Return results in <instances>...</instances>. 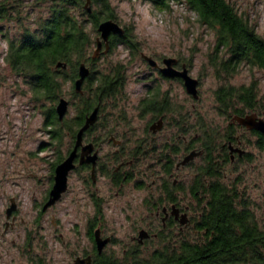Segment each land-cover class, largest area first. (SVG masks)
Instances as JSON below:
<instances>
[{"label": "rangeland", "instance_id": "374dc122", "mask_svg": "<svg viewBox=\"0 0 264 264\" xmlns=\"http://www.w3.org/2000/svg\"><path fill=\"white\" fill-rule=\"evenodd\" d=\"M108 1L116 21L132 31L139 49L131 50L119 43L107 54L102 53L95 64L98 71H108L118 63L127 67L125 96L119 101L125 111L119 113L111 103L100 112L99 120L107 118V124L106 127L99 126V132L113 128L117 131L115 134H119L116 139L121 140L118 144L108 138L103 142L100 155L106 164L112 161L111 156L118 147L122 145L124 154H132L131 150L146 136L145 128L151 116L140 115L138 105L148 93L147 90L159 86L162 92L170 94L179 109L177 112L182 111L192 124L188 138H200L205 134L206 130L202 127L205 125L207 133L212 132L219 145L225 141L229 120L220 114L217 107L214 92L218 86L223 82L242 84L256 80L264 96V70L241 66L230 79L216 76L211 61L215 31L200 24L196 13L185 3L171 1L169 8L160 9L149 0ZM229 1L255 25L264 38V0ZM49 5L50 2L45 0H20L19 15L14 12L13 18L0 19V177L10 183L17 198L20 233L19 238L16 234H9L5 238L7 242L4 248H0V264H75L74 259L78 255L91 250L92 242L87 231L90 220L95 216L91 196L94 191L103 200L99 227L104 236L114 238L106 250L117 256L122 257L126 250H132L133 237L138 235L141 228H151L152 232H157L162 225V216H156L155 208L151 205V200L158 197V185L153 183L157 178L155 159L151 162L150 158H144V164L136 165L134 178L122 186L115 185L102 174L96 177L95 186L89 185L86 178L90 172L75 169L69 175L68 191L54 207L42 214L41 206L52 180L54 163L60 155H66L67 148L72 144L71 136L69 133L64 135L60 146L52 139L51 128L45 125V112L53 102L38 100L31 85L12 71L4 57L9 39L19 38L26 27L35 29L39 21L48 15ZM93 7L101 9V5L94 4ZM86 27L93 39L87 54L92 56L99 32L93 30L90 20L86 21ZM142 52L159 60L160 64L165 57H175L181 64H186L191 75L200 81L199 98L194 99L182 81L160 78L158 72L142 57ZM72 90V82H65L62 96L70 100L66 114L68 120L76 114ZM57 103L58 100L54 105ZM167 117L170 123L156 137L158 144L165 137L172 139L177 135L178 128L171 121L172 116ZM244 134L247 137L243 147L251 154V160L237 159L225 165L223 179L229 184L238 183L239 189L248 197L247 203H250L258 221L264 226V149L257 146V136L248 132ZM179 141L182 146L183 140ZM129 159L130 156L124 160ZM202 162L201 157H196L191 166L179 170L178 178L185 186L179 199L183 206L190 207V218L197 214L199 207L187 183L194 173L196 175V168ZM145 163L153 166L144 172ZM193 225L190 222L183 229L174 227L163 232L166 236L173 234L175 238L177 235L193 238L196 235ZM179 230L180 233H173ZM161 243L160 236L152 237L140 246V255L148 257Z\"/></svg>", "mask_w": 264, "mask_h": 264}, {"label": "trees", "instance_id": "16d2710c", "mask_svg": "<svg viewBox=\"0 0 264 264\" xmlns=\"http://www.w3.org/2000/svg\"><path fill=\"white\" fill-rule=\"evenodd\" d=\"M45 1L50 2L48 15L39 21L35 29L26 27L19 38L9 39L4 59L14 73L31 85L38 100L53 102L45 112V125L51 128L52 139L60 146L65 130L74 142L87 115L96 106L102 112L112 103L119 113L125 111L119 101L125 96L127 67L118 63L108 71H98L95 67L98 58L87 54L93 39L86 21L90 20L93 30L98 32L100 22L116 20L108 0H94V4L101 5V9L93 7L90 13L84 8V0ZM149 1L160 9L169 8L171 1L185 3L196 13L200 24L215 31L211 61L217 77L230 79L241 66L264 70V38L229 0ZM20 11V0L0 1V19L13 18V13L19 15ZM125 29L124 35H113V45L123 43L137 51L139 46L132 31ZM59 62L66 67L58 66ZM83 62L89 65L91 72L83 83V92L79 93L74 83ZM67 81L72 82L76 114L70 120L66 115L60 120L54 103L63 97V85ZM214 93L220 114L228 120L252 113L264 117V96L256 80L242 84L223 82ZM138 109L155 115L179 111L169 98L162 101L148 98L139 103ZM179 114L184 115L182 111ZM202 127L206 131L196 139V146L203 152L200 156L203 162L196 168L190 185L199 207L197 214L191 218L196 235L193 238L177 235L175 238L173 234L166 236L162 232V243L148 257L132 250L127 262L108 255V259L99 264H264V226L247 203L248 197L239 189L238 183L229 184L223 179L224 166L231 163L226 141H235L237 129L228 124L225 141L219 145L212 132L207 133V127ZM250 133L258 137L257 146L264 149V134L256 129H251ZM63 159V154L58 157L53 173ZM245 159L251 160V154H245V158L240 160ZM178 187L180 190L185 188L182 183ZM96 202L101 207V201Z\"/></svg>", "mask_w": 264, "mask_h": 264}, {"label": "flooded vegetation", "instance_id": "af4514ba", "mask_svg": "<svg viewBox=\"0 0 264 264\" xmlns=\"http://www.w3.org/2000/svg\"><path fill=\"white\" fill-rule=\"evenodd\" d=\"M86 3V0H84V5ZM91 6L93 9L94 6V0H91ZM99 32V31H98ZM100 35V32H99ZM98 35V36H99ZM113 35L110 36V49L114 47L113 45ZM97 36V37H98ZM120 36V35H119ZM96 46H97V38H96ZM106 48L105 43H103V46L101 48L100 55L107 54V52H104ZM143 53V52H142ZM142 55V54H141ZM143 57V56H142ZM98 58V57H97ZM145 59V58H144ZM155 59V58H154ZM163 59L160 61L156 60L158 62V66L154 67L147 63L155 69L156 72H158L159 77L168 80V79H176L180 80L184 84V80L179 77H170L166 76L163 74L161 71V68L164 67V62ZM88 65V64H87ZM186 66V64L180 62V60L177 58V62L174 64L175 68L181 70L183 69V66ZM89 66V65H88ZM187 67V66H186ZM188 68V67H187ZM189 69V68H188ZM190 73V71H189ZM191 74V73H190ZM185 85V84H184ZM147 94L143 96L140 100L145 101L148 98H156L159 101H162L164 98H169V100L175 105L176 102H174L170 94L166 92H162L161 88L157 86V88L152 89V90H147ZM193 97V95H191ZM194 98V97H193ZM195 99V98H194ZM70 101V100H69ZM139 102V103H140ZM70 106V104H69ZM176 106V105H175ZM177 108V106H176ZM149 114L151 116L149 123L147 124L145 128V137L141 139L138 144L133 148L132 154L129 151V155L124 154V146L118 147L114 153L112 154V161H108L106 164L102 160V156L100 155L102 144L104 141H107L108 139H111L113 143H120L121 140L116 139V137L119 134H115L117 131L113 128H107L104 130V133L99 132V126H105L106 127V122L105 120L101 121L99 120L100 117V111H99V116L97 121L92 124L91 126L95 125L94 127H89L86 129L83 133V138H82V144L78 147L77 150V157L75 159L76 167L71 170L74 171L75 169H84L89 171V176L86 178L87 183L90 185L95 186L97 182V176L99 174H102L106 177H108L112 183H114L117 186H122L127 182H130L133 176L135 175V170L137 167L136 165L144 164L143 160L149 159L152 162V159H155L156 163V179L153 181L158 188V197L155 199H152L151 202L153 205L152 207L155 208V215H161V227L157 230V232H152L151 228H141L139 230V233L137 236L133 237V243L134 247L132 250L138 252L140 254L139 248L144 242L147 240H150L152 237H161L162 232L164 229H171L173 230L174 227H178V229H183L184 227L188 226V224L191 221V218L189 216L188 210L190 207L188 205L183 206L180 203L179 199V194L185 190H180L178 187L179 183H182L184 185V182H182L179 178V170H181L183 167H189L192 165L194 159L196 157H200L202 155V150L196 146V138L195 136L188 138V134L192 130V124L190 123V120L187 119L184 115H180L177 111L174 112H167V113H162L159 115H155L153 113H142L140 112V115L143 117ZM168 115H171V121L177 126L178 132L176 136H173L171 138H166L163 140V142L158 144V141H156V137L158 136L159 132H161L166 125H168L170 122L168 121ZM247 115V114H246ZM244 115V116H246ZM235 116L232 117V119L229 120L228 124L233 125L237 129V134H235L236 138L234 140H227L226 142L229 144V155H230V162L234 163L237 159L245 158V154L249 153L244 147L243 144L246 142L247 137L244 133L248 132L250 133L249 128H247L245 125L240 124L235 118ZM161 121V127L158 129H153L152 126ZM184 121V122H183ZM121 123V120H119V124ZM99 132V133H98ZM180 132L182 135H180ZM69 133L67 130L64 131V134L66 135ZM255 135V134H254ZM256 136V135H255ZM77 135L74 139V142H72L71 139V147L67 148L66 155L64 156V159L67 158L70 154V152L74 149L75 142H76ZM108 138V139H107ZM150 138V140H149ZM107 139V140H106ZM179 139L183 140V144L179 143ZM258 139V137H257ZM154 141V142H152ZM147 142V145H146ZM149 142V143H148ZM257 142V140H256ZM87 144H92L93 145V150L91 152L92 154H97V159L95 162V165H93L92 162H81L80 159L82 157V150L83 147ZM226 144V143H225ZM122 148V150L120 149ZM234 149H240L243 150V153H240L239 150H234ZM198 150L201 151V154L197 155L187 163H182L184 158L192 151ZM128 156V157H127ZM130 156L129 160H124L128 159ZM87 157V156H85ZM110 157V158H111ZM63 159V160H64ZM62 160V161H63ZM114 162L111 163V162ZM60 163V162H59ZM111 163V165H110ZM118 164V165H116ZM58 165V164H57ZM133 165L134 167L130 166ZM146 168L143 169V171H148V169H151L153 166L152 164L149 165L145 163ZM171 166V167H170ZM56 168V167H55ZM140 172V170H138ZM70 172V173H71ZM69 173V175H70ZM138 173V172H137ZM54 176H55V171L52 174L51 178V183L50 186L47 190V193L43 199L42 206L48 201L50 197V191L53 187L54 184ZM195 178V173L192 175V177L189 179L187 183V188L190 191V185L193 182ZM9 182L5 180L4 178L0 177V248H4V244L7 242L5 239L9 234L13 235L16 234V237L19 238L20 233L18 232V227H19V204L17 201V198L9 186ZM185 187V186H184ZM69 189V178H68V188L67 190L63 193V195L68 191ZM191 192V191H190ZM62 195V197H63ZM92 200L94 202V207H95V216L90 220L89 227H88V237L90 238L92 245H91V250L87 251L83 255H78L74 259L75 264H99L101 261L108 259V255H113L115 259H118L122 262L126 261L127 262V256L130 254L132 250H126L123 254L122 257L117 256L114 254V252H110L109 250H106V247L108 244L114 241V238L112 236H104L102 229L99 227V215L103 214V200L102 198L94 191L91 194ZM61 197V199H62ZM61 199H59L57 202H59ZM96 200L99 202L101 201V207H99L98 204H96ZM54 203L53 205L49 206L46 210L41 209L42 214L44 212H47V210L51 209L54 207V205L57 204ZM96 202V203H95ZM177 211V212H176ZM183 213L187 214L188 221L185 224H182L180 222L181 215ZM145 230L146 235L145 237H141V231ZM174 234L180 233V230L176 233L173 231ZM97 236H99L101 239L107 241L103 244L102 248L99 247V242L97 240ZM162 239V237H161ZM12 242L14 243L15 240L12 239ZM141 257V256H139Z\"/></svg>", "mask_w": 264, "mask_h": 264}, {"label": "water", "instance_id": "95a60500", "mask_svg": "<svg viewBox=\"0 0 264 264\" xmlns=\"http://www.w3.org/2000/svg\"><path fill=\"white\" fill-rule=\"evenodd\" d=\"M84 8L90 13L92 12V6H91V0H86V3L84 5ZM98 31L100 32V35L97 37V46L94 50V53L92 57L95 59L100 56L101 48L103 46V43H105L106 48L104 52H107L110 49V36L112 34L117 35H124L126 29L120 25L116 20L114 19H105L102 22L99 23ZM143 58H145L150 65L157 67L158 62L152 57L145 53H142ZM164 67L161 68V71L164 75L175 77L179 76L184 80V84L186 87V90L188 93L193 95L195 98H199V79L196 77H193L189 73V69L184 65L183 69L179 70L175 68L174 64L177 62V58L175 57H165L163 59ZM58 66L66 67V64H63L62 62L58 63ZM91 69L90 67L85 63H81L79 66V77L75 80V90L79 93H82V86L86 78L90 75ZM70 101L69 99L65 97H61L56 105V111L58 113L59 119L63 120L65 115L67 114V110L69 107ZM99 116V106H96L93 111L87 115L85 123L83 126L79 129L77 133V138L75 142L74 149L70 152L69 156L65 158L62 162H60L56 168H55V176H54V184L50 191V197L48 201L43 205V210H46L49 206L56 203L59 199H61L63 193L68 188V178L69 173L72 169L76 167L75 159L77 157V150L78 147L82 144V138L83 133L86 129H88L92 124H94ZM240 124L245 125L249 129H256L260 131L262 134H264V117L259 116L256 113L247 114L246 116H235L234 117ZM161 127V121L155 123L152 128L158 129ZM93 150L92 144H87L83 147L82 150V157L80 159L81 162H92L93 165H95L97 154H92L91 152ZM239 150L240 153H243V150L240 149H234ZM201 154V151L194 150L190 152L182 161V163H187L197 155ZM87 156V157H85ZM177 212V211H176ZM188 217L186 213H183L180 218V222L182 224L187 223ZM145 230L141 231V237H145L146 233ZM97 240L99 242V247L102 248L103 244L107 241L101 239L99 236H97Z\"/></svg>", "mask_w": 264, "mask_h": 264}]
</instances>
